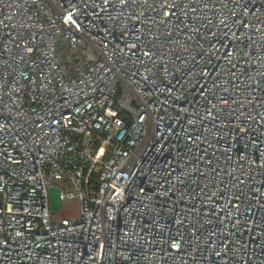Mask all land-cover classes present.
<instances>
[{
  "label": "built area",
  "instance_id": "2783aa9c",
  "mask_svg": "<svg viewBox=\"0 0 264 264\" xmlns=\"http://www.w3.org/2000/svg\"><path fill=\"white\" fill-rule=\"evenodd\" d=\"M0 264H264V0H0Z\"/></svg>",
  "mask_w": 264,
  "mask_h": 264
},
{
  "label": "rangeland",
  "instance_id": "374dc122",
  "mask_svg": "<svg viewBox=\"0 0 264 264\" xmlns=\"http://www.w3.org/2000/svg\"><path fill=\"white\" fill-rule=\"evenodd\" d=\"M56 184L61 188H64L66 192L73 191L76 193V190L73 185L66 183L63 180H57ZM82 214L81 202L78 197L73 199H67L60 210L53 215V221L60 223L62 219H68L70 221H75L80 219Z\"/></svg>",
  "mask_w": 264,
  "mask_h": 264
},
{
  "label": "water",
  "instance_id": "95a60500",
  "mask_svg": "<svg viewBox=\"0 0 264 264\" xmlns=\"http://www.w3.org/2000/svg\"><path fill=\"white\" fill-rule=\"evenodd\" d=\"M50 202H51V213L55 214L63 204V200L60 195V189L53 187L50 190Z\"/></svg>",
  "mask_w": 264,
  "mask_h": 264
}]
</instances>
